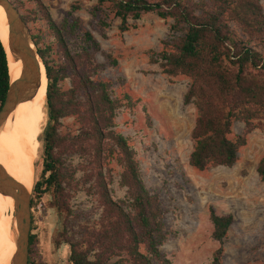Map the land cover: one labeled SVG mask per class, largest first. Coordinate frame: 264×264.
Masks as SVG:
<instances>
[{
	"label": "trees",
	"instance_id": "trees-1",
	"mask_svg": "<svg viewBox=\"0 0 264 264\" xmlns=\"http://www.w3.org/2000/svg\"><path fill=\"white\" fill-rule=\"evenodd\" d=\"M35 1L37 9L22 15L23 19L29 24L41 14L55 42L40 45L33 35L48 78V119L39 136L42 163L36 170L31 208L45 201V206L54 208L63 219L53 242L56 247L69 245V264H173L161 251L173 235L166 229V209L159 194L146 186L128 138L115 129L118 110L123 106L133 109L136 102L128 93L115 96L112 81L97 78L106 67L97 58L103 53L102 46L82 20L70 11L57 23L45 3ZM261 1L97 0L92 8L91 26L104 37L112 16L120 20V30L125 32L130 29V20L150 12L162 19L173 18L171 29L184 32L166 41L165 48L151 60L169 76L191 79L184 102L197 109L189 159L195 169L205 170L211 164L233 166L247 136L254 129H264ZM55 44L60 60L54 57ZM107 58L112 65L117 64L111 55ZM66 79L70 87L63 89ZM10 81L0 41V108ZM71 116L79 124L75 133L63 130L62 120ZM234 122H243L245 129L231 137ZM112 160L122 169L120 185L127 188L125 199H115L112 194ZM79 171L82 176L77 178ZM257 173L264 181V154ZM81 190L95 198L97 205L90 216L100 210L99 219L74 221L77 215L72 198ZM209 219L212 238L220 244L211 264H224L223 245L234 217L219 215L210 207ZM37 244V235L31 233L29 264L37 257Z\"/></svg>",
	"mask_w": 264,
	"mask_h": 264
},
{
	"label": "rangeland",
	"instance_id": "rangeland-1",
	"mask_svg": "<svg viewBox=\"0 0 264 264\" xmlns=\"http://www.w3.org/2000/svg\"><path fill=\"white\" fill-rule=\"evenodd\" d=\"M42 1L57 23L70 11L82 20L102 46L103 53L97 58L106 67L97 78L112 81L115 96L123 97L128 93L136 102L133 109L123 106L118 110L115 129L128 138L146 186L159 194L166 209V229L173 235L161 251L173 264H211L213 253L220 246L212 238L213 225L209 216L210 207H213L219 215L232 214L234 217L223 245L224 264H264V181L257 173V165L264 154V129H254L247 136L238 161L231 167L211 164L205 170H198L190 165L194 147L191 133L197 109L192 103L186 104L184 97L191 79L186 75L169 76L151 60L165 48L166 41L184 33L171 29L174 19H162L150 12L138 20H130V29L123 32L120 20L112 16L104 37L91 26V11L97 0ZM13 2L22 15L37 9L35 0ZM261 4L264 8V0ZM28 25L32 38L35 35L40 45L55 42L41 14ZM54 50L55 59L60 60L57 44ZM107 55L116 59L117 64L112 65ZM62 87L68 89L70 80L66 79ZM62 122L65 132L75 133L79 128L73 116ZM244 129L243 122H234L231 137L243 133ZM74 161L78 163L80 159L76 157ZM36 162V170H39L40 153ZM109 168L114 198L125 199L127 188L120 185L121 167L112 160ZM81 176L79 171L77 178ZM44 202L32 209L31 233L38 237L33 264H69V245L63 243L56 247L53 242L55 231L62 229L63 219ZM72 205L77 215L76 223L99 219L100 210L90 216L97 202L84 190L74 194Z\"/></svg>",
	"mask_w": 264,
	"mask_h": 264
},
{
	"label": "water",
	"instance_id": "water-1",
	"mask_svg": "<svg viewBox=\"0 0 264 264\" xmlns=\"http://www.w3.org/2000/svg\"><path fill=\"white\" fill-rule=\"evenodd\" d=\"M6 12L8 40L4 44L10 73V86L3 105L0 108V132L10 115L22 102L32 100L42 85L45 76L48 86L46 68L32 38L29 25L13 0H0ZM20 74L15 78L19 69ZM47 98V97H46ZM34 186V185H33ZM32 191L13 178L0 164V192L14 200V240L17 250L10 264H29V245L32 225Z\"/></svg>",
	"mask_w": 264,
	"mask_h": 264
},
{
	"label": "bare ground",
	"instance_id": "bare-ground-1",
	"mask_svg": "<svg viewBox=\"0 0 264 264\" xmlns=\"http://www.w3.org/2000/svg\"><path fill=\"white\" fill-rule=\"evenodd\" d=\"M6 21L5 9L0 5V37L4 44L8 40ZM18 66L15 78L20 74L19 63ZM46 95L47 80L44 76L36 96L20 103L0 132V164L28 190L32 189L36 177L39 136L47 118ZM14 212L13 198L0 192V264H10L17 250Z\"/></svg>",
	"mask_w": 264,
	"mask_h": 264
}]
</instances>
